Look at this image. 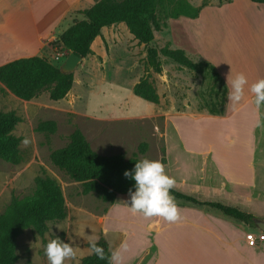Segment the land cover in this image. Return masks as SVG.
<instances>
[{
    "label": "rangeland",
    "instance_id": "1",
    "mask_svg": "<svg viewBox=\"0 0 264 264\" xmlns=\"http://www.w3.org/2000/svg\"><path fill=\"white\" fill-rule=\"evenodd\" d=\"M189 1L200 5L208 3L202 8L203 16L199 21H196L197 17L173 18L170 16L173 0L156 1L162 27L155 30L150 45L158 49L166 45L183 48L193 61H209L215 65V61L207 56L214 55L230 80L238 72L246 74L249 83L245 87V99L251 94V83L264 78V3L251 0ZM15 4L18 6L19 1ZM60 34L52 36L38 52L56 65H62L69 54V48L59 41ZM6 39L10 40V37ZM14 41L8 49L24 43L21 41L17 45ZM92 46L93 52L75 69L73 87L63 99L52 100L45 90L31 100H24L0 83V112L13 110L20 116L14 133L22 138L19 145L21 162L15 164L0 159V212L5 211L13 196L32 195L36 189L35 178L39 175L57 179L67 204V216L49 221L44 235L33 227L22 232L18 237V264H48L45 247L49 240L56 238L74 242L77 256L71 264H78L82 257L91 254L87 239L97 240L101 234L110 242L112 253L123 242L127 246L124 249L129 253L131 250L132 256L139 255L146 245L147 218L142 213L130 212V194L119 195L113 204L104 202L96 193L85 195L81 182L73 180L52 163L51 152L67 145L76 128L82 130L92 148L100 154L124 153L130 157L137 152L141 159L160 160L167 174L175 179V188L200 200L216 199L213 189L221 185L214 171L208 170L210 175L206 178V156L187 153L176 129L181 124L188 130L192 123L181 119L198 116L196 110L207 112V106L222 97L225 84L229 85L225 77L220 75L224 83L218 82L210 70L196 72L163 54L159 55L163 70L156 72L147 64L145 45L138 43L124 22L104 27ZM217 71L220 74V69ZM146 74L158 90V104L133 92L134 84ZM227 97L228 92L226 100ZM254 104L253 100L242 112L254 108ZM229 105V108H235L231 103ZM44 120H54L56 132L39 131L37 126ZM196 124L206 123L198 121ZM259 130L260 138L264 137V124ZM142 142L148 143L145 153L139 152ZM234 147L228 150V156L244 163L238 168L246 169L245 173L239 174L247 177L244 165L248 156L238 155L239 149L233 151ZM259 167L263 168L262 165ZM188 169L193 173V180L197 179L192 186L182 184L183 180H188ZM208 179L210 181H205ZM117 209L122 211L119 214L121 224L110 227L108 219ZM117 226L127 228L130 235L116 232ZM152 251L153 247L147 248L134 264H144Z\"/></svg>",
    "mask_w": 264,
    "mask_h": 264
},
{
    "label": "trees",
    "instance_id": "2",
    "mask_svg": "<svg viewBox=\"0 0 264 264\" xmlns=\"http://www.w3.org/2000/svg\"><path fill=\"white\" fill-rule=\"evenodd\" d=\"M157 0H96L90 7L83 9V18H75L74 22L59 36V41L82 58L92 52V43L102 35V29L124 22L138 43L146 47V61L158 73L162 72L160 54L165 55L182 67L202 72L210 70L218 82L224 83L216 66L209 62L193 61L183 48H172L169 45L158 49L150 45L155 30L161 29L156 8ZM264 3V0H251ZM189 0H173L170 16L181 15L196 18L202 8ZM108 50V45L105 44ZM61 65L54 64L47 56L35 54L18 57L0 65V83L11 93L24 100H31L41 92L48 91L52 100H60L67 96L74 84V73L63 72ZM226 85V84H225ZM133 92L148 101L159 103L160 95L149 75H144L134 84ZM228 92L224 86L222 97L211 102L209 113L222 115ZM206 108V107H205ZM20 116L13 110L0 112V159L12 163L22 160L20 152L21 137L14 133ZM37 129L54 133L57 124L54 120L39 122ZM147 142L139 145V152L145 153ZM50 158L52 163L64 171L70 178L81 182L82 193H96L104 202L113 204L119 194H128L129 189L135 191V181L124 176L125 170H133L136 161L141 160L138 153L127 157L124 153L104 155L95 151L81 129L76 128L70 135V141L61 148L54 149ZM35 192L25 198L13 196L5 211L0 212V264H18V237L29 227L39 234L48 231V222L62 220L67 216V204L63 189L57 179L39 175L35 178ZM171 194L186 202L210 206L222 214L252 223L254 215L238 207L219 200H200L193 194L180 189H171ZM98 246L104 249L105 259L95 254L81 258L78 264H109L112 255L110 243L104 234L97 239ZM90 247V245L88 244Z\"/></svg>",
    "mask_w": 264,
    "mask_h": 264
},
{
    "label": "crops",
    "instance_id": "3",
    "mask_svg": "<svg viewBox=\"0 0 264 264\" xmlns=\"http://www.w3.org/2000/svg\"><path fill=\"white\" fill-rule=\"evenodd\" d=\"M15 1L7 0L3 3L4 0H0V65L18 57L38 54L42 45L52 36L62 33L75 18H83L78 10L88 8L95 2V0H18L17 6ZM202 16L203 13L200 12L196 21ZM184 17L180 16L178 19ZM6 37H10V40ZM11 39L15 40L17 45L21 41L24 43L8 49L14 44ZM207 56L215 61L222 78L230 81L215 56ZM226 85L229 92L230 83ZM253 100L254 95L251 93L241 104L231 109L228 107L230 102L227 99L222 115L196 110L198 116H195L194 112H190L193 115L191 118L181 119L192 123L188 124V130L183 129L181 124L176 129L187 153L206 156L208 160H205L206 178L214 171L220 180L219 188L213 189L212 194L216 198L213 200L223 201L252 213L254 215L252 223L224 215L207 205L183 202L182 199L175 197L180 219L168 222L163 218L158 220L156 217L147 218L144 229L146 245L139 255L132 256L131 250L129 253L124 249L126 242H123L116 251L121 256L120 264H134L143 252L151 247L153 251L144 264H264V230L258 225L259 221H264V137L262 135L260 138L259 130L264 124V108L260 106L259 110L254 104V108L242 112ZM258 120L261 122L259 127L256 126ZM198 121L206 124L197 125ZM234 145L233 151L236 149L240 151L236 152L238 155L242 153L244 158L248 156L244 165L247 167V177L241 176L246 169L238 168L244 163L241 164L236 157L228 156V150ZM261 165L262 169L259 167ZM187 171L189 172V169ZM192 174L189 172L188 180L182 181L183 185L192 186L194 181H197L193 180ZM196 185L199 187V184ZM118 210H114L108 219L110 227L121 224L119 214L122 211ZM117 227L116 232H126L127 236L130 235L127 228ZM250 232L257 236L256 245H250L246 239V234Z\"/></svg>",
    "mask_w": 264,
    "mask_h": 264
},
{
    "label": "clouds",
    "instance_id": "4",
    "mask_svg": "<svg viewBox=\"0 0 264 264\" xmlns=\"http://www.w3.org/2000/svg\"><path fill=\"white\" fill-rule=\"evenodd\" d=\"M228 101L233 105L239 104L245 95L248 78L245 73L238 72L230 81ZM254 95L257 108L264 105V78H260L249 86ZM256 126H261L258 120ZM124 176L135 181V191L129 189V210L132 214L142 213L145 218H163L168 222L180 219V210L175 198L170 194L176 185L173 177L169 176L163 162L158 159L144 158L136 161L134 169L125 170ZM59 227V226H57ZM60 228V227H59ZM92 254L99 259H105L104 249L98 246L95 239H87ZM74 242H65L59 238L49 240L45 247L48 264H71L76 259L77 251ZM119 252H113L109 264H120Z\"/></svg>",
    "mask_w": 264,
    "mask_h": 264
},
{
    "label": "water",
    "instance_id": "5",
    "mask_svg": "<svg viewBox=\"0 0 264 264\" xmlns=\"http://www.w3.org/2000/svg\"><path fill=\"white\" fill-rule=\"evenodd\" d=\"M83 61V58L77 55L75 52L71 51L68 56L66 57L64 63L60 66L63 72H73L77 68V66ZM262 222V224L260 223ZM258 225L260 228L264 230V221H259Z\"/></svg>",
    "mask_w": 264,
    "mask_h": 264
},
{
    "label": "built area",
    "instance_id": "6",
    "mask_svg": "<svg viewBox=\"0 0 264 264\" xmlns=\"http://www.w3.org/2000/svg\"><path fill=\"white\" fill-rule=\"evenodd\" d=\"M246 239L250 245H256L257 244V237L254 233H247Z\"/></svg>",
    "mask_w": 264,
    "mask_h": 264
}]
</instances>
